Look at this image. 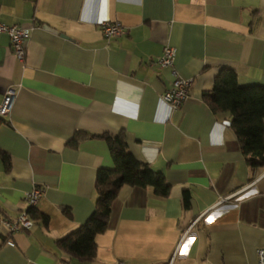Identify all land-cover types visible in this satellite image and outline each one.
<instances>
[{
  "label": "crops",
  "instance_id": "0c3cea01",
  "mask_svg": "<svg viewBox=\"0 0 264 264\" xmlns=\"http://www.w3.org/2000/svg\"><path fill=\"white\" fill-rule=\"evenodd\" d=\"M105 20L125 34L103 37ZM0 21L32 27L23 62L0 33V104L15 88L0 116L9 155L8 168L0 158V216L26 210L37 187L46 218L30 216L31 228L13 234L0 227V264H258L264 166L247 164L228 116L202 92L224 68L239 85H264V0H0ZM167 43L178 75L191 79L175 111L160 98L172 81L157 63ZM77 132L88 137L73 147ZM119 132L169 194L122 186L95 258L77 262L57 240L91 214L96 170L113 167L97 135Z\"/></svg>",
  "mask_w": 264,
  "mask_h": 264
},
{
  "label": "trees",
  "instance_id": "16d2710c",
  "mask_svg": "<svg viewBox=\"0 0 264 264\" xmlns=\"http://www.w3.org/2000/svg\"><path fill=\"white\" fill-rule=\"evenodd\" d=\"M202 99L213 113L228 116L247 164L251 168L264 166V85H239L235 71L224 68L215 76L211 89L202 92ZM97 136L107 144L113 167L96 170V197L91 214L78 229L57 240L58 246L70 257L84 263L93 261L96 256L95 237L106 231L112 203L122 186L149 187L159 197L169 194L164 175L135 158L122 132ZM85 137L88 134L77 132L69 144L75 147L78 140ZM0 158L8 168L9 155L0 150ZM183 202L184 206L188 205V191H184ZM26 211L33 219L46 220L35 206H29ZM65 212L68 214L66 208Z\"/></svg>",
  "mask_w": 264,
  "mask_h": 264
},
{
  "label": "built area",
  "instance_id": "2783aa9c",
  "mask_svg": "<svg viewBox=\"0 0 264 264\" xmlns=\"http://www.w3.org/2000/svg\"><path fill=\"white\" fill-rule=\"evenodd\" d=\"M100 31L103 37L110 39L120 37L125 34L126 30L123 25L116 21H101L99 23ZM32 27H25L18 24H6L0 21V33H5L9 38V45L15 58L19 62H23L27 41L29 39ZM175 48L165 44L162 48L161 55L157 58V63L161 68H168L172 75L170 86L165 89L160 98L166 102L172 111L178 110L188 97L189 87L191 84L190 78H183L178 75L174 68ZM15 88H9L0 104V116L6 115L11 107L14 97ZM42 195V190L37 187L25 195L28 207L36 205ZM33 225V220L26 210L21 211L14 218L0 216V227L8 234H13L19 231L28 230ZM6 244L13 246L14 242L11 239L6 240ZM257 263L264 264V246H261L256 251Z\"/></svg>",
  "mask_w": 264,
  "mask_h": 264
},
{
  "label": "water",
  "instance_id": "95a60500",
  "mask_svg": "<svg viewBox=\"0 0 264 264\" xmlns=\"http://www.w3.org/2000/svg\"><path fill=\"white\" fill-rule=\"evenodd\" d=\"M43 27L46 28V29H49V30L55 31V30H53L51 27H49V26H47V25H43Z\"/></svg>",
  "mask_w": 264,
  "mask_h": 264
}]
</instances>
